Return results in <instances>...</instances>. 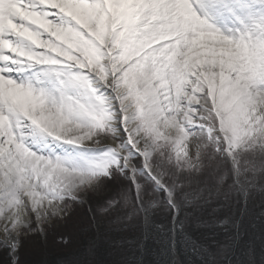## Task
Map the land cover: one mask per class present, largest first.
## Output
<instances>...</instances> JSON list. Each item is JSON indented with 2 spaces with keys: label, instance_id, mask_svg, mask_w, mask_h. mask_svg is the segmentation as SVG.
I'll return each mask as SVG.
<instances>
[{
  "label": "snow or ice",
  "instance_id": "obj_1",
  "mask_svg": "<svg viewBox=\"0 0 264 264\" xmlns=\"http://www.w3.org/2000/svg\"><path fill=\"white\" fill-rule=\"evenodd\" d=\"M69 222L58 264H264V0H0V264Z\"/></svg>",
  "mask_w": 264,
  "mask_h": 264
},
{
  "label": "rangeland",
  "instance_id": "obj_2",
  "mask_svg": "<svg viewBox=\"0 0 264 264\" xmlns=\"http://www.w3.org/2000/svg\"><path fill=\"white\" fill-rule=\"evenodd\" d=\"M66 235L72 238V244L69 247H62L59 244L53 243L50 238L47 245H45L38 237L29 240L26 245L24 257L28 264H55V262L62 261L65 256L73 252L81 243L82 237L76 235L71 222L61 229Z\"/></svg>",
  "mask_w": 264,
  "mask_h": 264
},
{
  "label": "trees",
  "instance_id": "obj_3",
  "mask_svg": "<svg viewBox=\"0 0 264 264\" xmlns=\"http://www.w3.org/2000/svg\"><path fill=\"white\" fill-rule=\"evenodd\" d=\"M83 241V237H82V240H81V242ZM72 253V252H71ZM69 255V254H68ZM68 255H66L65 254V256H62V257H66V256H68ZM149 259H150V257H149ZM60 262V261H59ZM55 264H58V261L57 262H55Z\"/></svg>",
  "mask_w": 264,
  "mask_h": 264
}]
</instances>
